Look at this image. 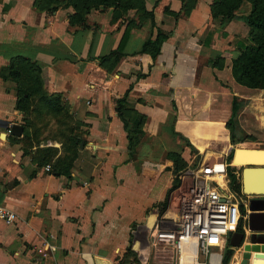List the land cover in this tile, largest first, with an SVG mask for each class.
Listing matches in <instances>:
<instances>
[{"label": "crops", "instance_id": "1", "mask_svg": "<svg viewBox=\"0 0 264 264\" xmlns=\"http://www.w3.org/2000/svg\"><path fill=\"white\" fill-rule=\"evenodd\" d=\"M143 2L155 25L171 31L154 60L141 52L151 22L136 8L76 24L67 7L49 12L36 0H0V205L17 214L13 224L0 219V264H173L171 250L162 257L147 240L173 179L195 153L205 156L200 148L231 146L234 98L243 100L239 125L264 133V89L232 74L244 34L218 25L209 0ZM18 56L39 65L42 90L58 95L78 123L68 175L38 166L21 138L5 133L25 117L16 82L2 76ZM122 97L128 130L135 113L143 117L131 150L116 111ZM232 251L241 262V247Z\"/></svg>", "mask_w": 264, "mask_h": 264}, {"label": "rangeland", "instance_id": "2", "mask_svg": "<svg viewBox=\"0 0 264 264\" xmlns=\"http://www.w3.org/2000/svg\"><path fill=\"white\" fill-rule=\"evenodd\" d=\"M209 1L210 12L213 13L218 19V25L223 27H231L234 30V33H243L246 38L252 36L256 42H260L262 40L264 36V29H254L240 18L248 14L249 6L252 4V0ZM139 3V1L135 0H38V4L49 5V7L52 5L70 8L74 16H77L78 18L76 24H85L87 21L92 22L96 15L101 13H107L108 16L112 15V17H124L127 15L128 9H130L127 8L128 5H139ZM136 10L141 11V8L136 7ZM256 58V62L261 63L260 57L257 56ZM237 106L238 109L233 115L231 114L228 123L231 130L230 137L233 136V138H235L234 141H232L230 138L231 146L221 143L214 149L226 151V162H231L229 164L230 166L228 167L238 170L240 177V187L239 191L237 192L242 195V169L244 167H264L262 153L254 151L264 150V133L258 130H245L242 128L239 125L238 117L243 105H241L240 101H238ZM24 116L25 119L23 118V120L26 129L24 131L23 141L21 143L19 142V147L22 149V151L32 153L34 162L38 160L41 164H48L49 168L53 169H61L63 167H68L70 163H75L78 147L70 144V140L72 139V135L75 133V130L78 128L77 122H74L73 119H71L67 114L63 112H54L51 108L42 106V104L40 106L39 103H36L30 115ZM19 137H23V133ZM245 150L247 151L244 155H242L241 151ZM195 154L188 162L190 166L188 165L186 167L184 176L180 178V185L174 191H172L169 199L167 200L165 208H163V211H159V216L163 213L168 215L174 214L177 200L180 198L181 191L183 190L181 189V191H179V188L184 182L187 183L186 180L189 173V168H194L202 158ZM231 157L232 160L230 161ZM207 159H210L211 161L212 157L208 156ZM238 160H240L241 166H234L232 162H237ZM235 186L233 185V187L230 189L232 191L236 190ZM241 215L246 216L245 207H243ZM240 219L241 220L239 221L238 225H241L242 227L244 224V219ZM145 232L146 231H142V233L146 235ZM232 248L233 246L228 245V247L223 252V255L228 250H232ZM156 249L163 250V255H160L163 257L167 248L158 246ZM218 257L219 255L216 253L212 255L211 259L213 261ZM231 259L232 254L227 261L228 264H230ZM238 262L239 261L235 263L237 264Z\"/></svg>", "mask_w": 264, "mask_h": 264}, {"label": "built area", "instance_id": "3", "mask_svg": "<svg viewBox=\"0 0 264 264\" xmlns=\"http://www.w3.org/2000/svg\"><path fill=\"white\" fill-rule=\"evenodd\" d=\"M5 133L11 135L10 126ZM218 161L202 156L199 163L189 168L187 183L177 200L173 215L161 214L148 229V245L162 246L173 253V264H211L212 253L219 255L221 264L223 252L230 245V234L238 228L240 218L247 226V215H241L243 207L252 199L264 198L257 194H236L230 189L227 167ZM233 207L237 211L234 223L231 220ZM0 219L13 224L17 214L0 205ZM232 246V245H230Z\"/></svg>", "mask_w": 264, "mask_h": 264}, {"label": "trees", "instance_id": "4", "mask_svg": "<svg viewBox=\"0 0 264 264\" xmlns=\"http://www.w3.org/2000/svg\"><path fill=\"white\" fill-rule=\"evenodd\" d=\"M139 1V5H128L127 8H134L135 6L141 8V12L150 19L151 22V35L148 40L142 45L141 52H145L150 55V57L154 60L161 52L163 45L166 39L170 36L171 31L165 30L161 27L155 25L154 15L152 10L151 11H144V2L143 0H135ZM36 5L46 11H53L58 8V6H50L45 4H38V0H36ZM135 7V8H136ZM214 16V14L212 13ZM243 19L248 25H250L254 29H264V0H252V4L249 6V12L247 15L240 17ZM71 22H76L78 20L77 16L75 17L74 14L70 17ZM129 33V29L125 28L121 41L119 43L118 50L121 51L122 45L127 38ZM239 55L233 59L232 61V74L236 82L242 84L244 86L250 88H260L264 89V36L260 42H256L252 36L247 37L243 41L240 42L239 45ZM111 54V53H110ZM259 54V55H258ZM114 56V54H113ZM257 56L260 57L261 63H257ZM118 55H115V59H118ZM108 58V56L100 57V61H104ZM40 67L39 65L31 61L30 59L24 57H14L10 60L7 68L6 74H2L3 78L10 79L16 82V92H17V100H16V108L20 109L25 112V115H30L33 111L34 106L36 103H39L40 106L51 108L54 112H63L67 114L70 118L71 116L68 114L67 110L62 106L60 97L58 95H46L45 92L42 90L41 80H40ZM143 74H137V77H141ZM240 101V104L243 105L242 100H238L236 98L233 99L232 102V115L238 109L237 102ZM126 106L125 97L119 98L116 101V111L118 112L119 117L123 121L124 129L127 132V140L128 145L127 148L129 150L134 148V142L138 139L141 133V124L143 122V117L135 113L132 120V127L131 129H127V122L123 118L122 107ZM25 119V118H24ZM72 119V118H71ZM229 123V122H228ZM22 127H23V137L21 140L23 141L24 138V131L26 126L24 124V120L22 119ZM21 133V135H22ZM231 135V134H230ZM73 136V135H72ZM8 137H13V135H9ZM134 138V139H133ZM232 141H234L233 136L230 137ZM21 141V142H22ZM80 139L76 136H73L70 140V144L75 145L77 147L79 144ZM229 147V146H228ZM205 156L208 158L210 155H213L217 158L220 164H224V157L225 153L222 150L217 149H209L203 150ZM249 150V149H247ZM241 151V154L244 155L247 151ZM256 152L262 153L264 155V150H254ZM234 155V151H233ZM232 155V157H233ZM232 157L230 161L232 160ZM34 159V158H33ZM241 159V158H240ZM36 160V159H35ZM34 161V160H33ZM38 166H43L46 164H41L38 160L35 161ZM231 163V162H230ZM232 164L234 166H241L240 160L237 162L233 161ZM72 164L70 163L68 167H63L61 169H53L51 168L52 172H59L68 175L69 168ZM227 176L229 178L230 188L235 186L233 192L239 194L240 187V177L238 174L237 169H233L231 167H227ZM180 185V178L177 175L173 179L172 186L168 189L166 198L168 197L169 193L176 189ZM167 200L161 203L162 209L165 208ZM237 229H241V225H238ZM232 250H228L222 258L221 264H227L230 255L232 254Z\"/></svg>", "mask_w": 264, "mask_h": 264}, {"label": "water", "instance_id": "5", "mask_svg": "<svg viewBox=\"0 0 264 264\" xmlns=\"http://www.w3.org/2000/svg\"><path fill=\"white\" fill-rule=\"evenodd\" d=\"M10 131L20 136L22 126L14 123ZM241 180L243 193L264 196V167H244ZM229 243L241 247V264H264V198L250 200L246 229L241 227L233 231Z\"/></svg>", "mask_w": 264, "mask_h": 264}, {"label": "bare ground", "instance_id": "6", "mask_svg": "<svg viewBox=\"0 0 264 264\" xmlns=\"http://www.w3.org/2000/svg\"><path fill=\"white\" fill-rule=\"evenodd\" d=\"M236 215H237V211H236L235 207H233L232 212H231V220H232L233 223H234V221L236 219ZM215 253H217V252H215ZM213 254L214 253H212V255ZM212 255H211V257H212ZM237 261H238V253H235L233 258H232V262L230 264H236L235 262H237ZM237 264H240V263L238 262ZM249 264H252V263H249Z\"/></svg>", "mask_w": 264, "mask_h": 264}]
</instances>
